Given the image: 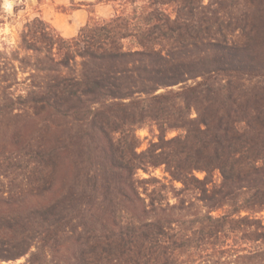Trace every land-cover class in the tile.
<instances>
[{"label":"trees","instance_id":"trees-1","mask_svg":"<svg viewBox=\"0 0 264 264\" xmlns=\"http://www.w3.org/2000/svg\"><path fill=\"white\" fill-rule=\"evenodd\" d=\"M204 1L148 0L70 40L38 17L0 51V262L68 264L51 258L68 239L69 264H264L263 222L240 216L264 212V0ZM147 123L159 142L138 154ZM162 165L183 189L136 179ZM238 224L261 248L209 260Z\"/></svg>","mask_w":264,"mask_h":264},{"label":"rangeland","instance_id":"rangeland-1","mask_svg":"<svg viewBox=\"0 0 264 264\" xmlns=\"http://www.w3.org/2000/svg\"><path fill=\"white\" fill-rule=\"evenodd\" d=\"M148 3V0H138L136 4L130 2V0L117 1V2H105L102 0H0V51H4V48H7L9 53L13 52L16 49L20 42V35L23 29V26L34 20L35 18L41 17L44 21L49 23L52 28L63 38L65 39L56 27L52 25L51 22L55 21L56 24L62 20L63 24L68 22V30L70 26H73V37L65 39L70 40L78 36L80 30L85 27L87 24L93 21H103L114 17L116 14H124L130 17L134 16V12L138 15L142 13V7ZM204 4H208V0L204 1ZM174 5L167 6L164 8L168 14H173ZM129 47V42L125 43ZM27 75L19 74V81L25 82ZM24 86L16 87V91L20 92L24 89ZM197 118V113L192 111L191 119L195 120ZM139 138V143L137 146L136 152L138 154L147 152L151 145L159 142V132L157 127L152 123H147L141 129L137 130L136 133ZM185 132L183 130H177L169 132L167 134V139H172L175 137H183ZM57 187H60L61 184L59 181L65 180L68 178V167L62 166L57 172ZM196 179L204 182H212L211 185H208L209 188L212 186H219L221 183V175L219 172L214 174H207L204 172H194ZM137 180H158L162 185L172 186L178 190L183 189L181 183H172L169 175L166 173V167L164 165L158 168H149L148 171L144 172L142 170L137 172ZM159 189L160 186L157 184L150 185H141L139 186V191L142 194L143 198H146L145 194L150 193L153 189ZM197 192L193 191L189 199H195ZM163 197L166 200H169L171 205L177 203V199L171 191L163 192ZM203 211H206L202 208V205L198 202H195ZM231 210L224 208L223 210L218 211L217 213H212L211 216L214 218L222 217L226 215ZM205 214V212H203ZM241 217H250L251 219L261 220L264 225V212L258 215L242 212ZM238 217H235L237 219ZM238 231L235 233L227 234L226 238L220 239L217 245L214 248H211L207 253L208 259L215 261L222 258H229L232 255H243L248 254L249 252H254L259 250L260 244L251 239H246L244 234V227L238 224ZM77 248L71 243L68 244V239L61 246V251L57 254L51 251V258H56L64 261L65 258L71 262ZM34 250H32L33 252ZM219 252V253H217ZM204 254V253H203ZM206 255V254H204ZM29 255L21 258L15 262H0V264H25L28 260Z\"/></svg>","mask_w":264,"mask_h":264},{"label":"crops","instance_id":"crops-1","mask_svg":"<svg viewBox=\"0 0 264 264\" xmlns=\"http://www.w3.org/2000/svg\"><path fill=\"white\" fill-rule=\"evenodd\" d=\"M51 23H52V25H53L54 27H56L57 31H59V33H60L65 39L71 38V37H73V36L75 35V34H71V33H73V32H71V31H73V26H74V24H75V21H74L73 25L70 26V30H71V31L68 30V22H67V24H63L62 20H60V21L58 22V24H56L55 21H53V22H51Z\"/></svg>","mask_w":264,"mask_h":264}]
</instances>
